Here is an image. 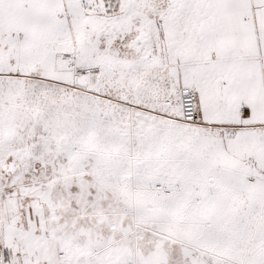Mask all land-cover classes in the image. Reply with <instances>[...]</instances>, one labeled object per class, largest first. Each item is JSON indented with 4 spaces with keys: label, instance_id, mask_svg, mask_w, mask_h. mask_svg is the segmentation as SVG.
<instances>
[{
    "label": "snow or ice",
    "instance_id": "1",
    "mask_svg": "<svg viewBox=\"0 0 264 264\" xmlns=\"http://www.w3.org/2000/svg\"><path fill=\"white\" fill-rule=\"evenodd\" d=\"M0 264H264V0H0Z\"/></svg>",
    "mask_w": 264,
    "mask_h": 264
}]
</instances>
